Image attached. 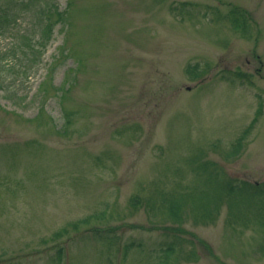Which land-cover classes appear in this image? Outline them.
<instances>
[{"label": "rangeland", "instance_id": "rangeland-1", "mask_svg": "<svg viewBox=\"0 0 264 264\" xmlns=\"http://www.w3.org/2000/svg\"><path fill=\"white\" fill-rule=\"evenodd\" d=\"M25 1L0 0V50L13 63L0 69V264H54L56 243L60 264H156L175 240V264H264V0ZM49 2L69 25L35 62L22 34L38 35ZM62 107L74 113L66 134L54 127ZM198 159L262 187L241 185L212 222L189 204L179 223L149 210L156 190L191 186L196 199L215 186L198 179ZM103 208V223L70 227ZM90 226L113 227L117 248ZM126 242L140 246L124 254Z\"/></svg>", "mask_w": 264, "mask_h": 264}, {"label": "trees", "instance_id": "trees-1", "mask_svg": "<svg viewBox=\"0 0 264 264\" xmlns=\"http://www.w3.org/2000/svg\"><path fill=\"white\" fill-rule=\"evenodd\" d=\"M33 1L36 0H27L23 4H30ZM69 6V4L66 5V7ZM36 20L35 25L38 30V35L34 38H31L27 34L23 35V42L30 48L32 52V61H41V55L43 51L45 50L47 44L54 38V32L55 27L57 24H60L62 27H67L69 25V18L66 11V8L60 9L58 5L55 3H47L36 10ZM242 14L234 17L232 21L234 24H239L238 20H243V17H241ZM0 22H7L10 18L9 13H3L0 15ZM236 18V19H235ZM237 20V21H234ZM245 20V19H244ZM244 23V22H243ZM241 24V23H240ZM34 30V28H33ZM33 41V43H32ZM35 43V44H34ZM63 46L65 45V41H63ZM16 47L12 46L9 50V52H12L15 55L14 49ZM16 50V49H15ZM26 49H22L23 54L26 53ZM6 50L1 51L0 50V69L3 66L10 67L13 66L11 63L12 61L8 60L7 58ZM66 54V52H65ZM8 60V61H7ZM78 62L81 63V59H78ZM73 70L77 72L79 70V67H73ZM74 72V71H73ZM75 72V73H76ZM76 82V77L73 76V78L68 77L63 82H61L62 85L67 87H70L74 85ZM60 84V85H61ZM63 86V88H64ZM62 88V89H63ZM64 92L60 93V96H64ZM260 108L256 111V116L260 113ZM62 115L64 117V121L58 125L54 121V127L56 129V132L58 134H66L69 131V127L73 123V110L71 109H64L62 107ZM250 131V125L248 128L244 131V134L240 135V137L236 140V143L228 150L229 155H236L239 153L242 149V139L245 137L246 134ZM193 170L198 174V179L201 177V181L203 182H215L214 187H206L201 188V191L199 192L200 197L199 198H190L192 188L191 186L183 191L178 193V191H169L164 192L163 190H156L157 196L150 195L148 198L145 199L144 204L147 206L149 210H162V208H165L166 217L172 219L173 221H176L177 223L181 222L184 218L183 214H181V208L184 204H189L190 210L192 212V216L197 220L206 221V222H212L215 218V215L219 211L221 205L223 202H227L225 198H234L240 191L241 185H246L250 187L248 190V193H250L252 190H260L262 185L260 183H253L246 179H235L233 177L226 176L222 169L216 165V163L209 161V160H201L198 159L194 162ZM194 194H192L193 196ZM143 200V199H142ZM142 200L140 197L133 196L131 199L132 206H134L136 203H142ZM228 203V202H227ZM108 219V213L107 209L103 208L98 211H95L92 214H88L85 217L79 219L78 221H74L71 224V228L77 229L79 225H89L92 220L94 221H105ZM93 231L94 239L98 242H102L105 249L110 251V249H116L115 246L118 238L116 236L111 235L114 234L113 227H96V226H90ZM178 228V227H177ZM180 230V229H178ZM68 228L66 226L61 227L57 231H55L51 239H58L62 236L67 235ZM135 246H140V242L134 243V242H126L123 245V253L125 254L128 252L131 248ZM56 251L53 257L54 264H60L61 258L63 257V245L56 243L55 245ZM111 252V251H110ZM158 252L161 253V258L156 264H175V262L178 261V245L176 240L170 241L168 243H165L162 247L160 246L158 249Z\"/></svg>", "mask_w": 264, "mask_h": 264}]
</instances>
